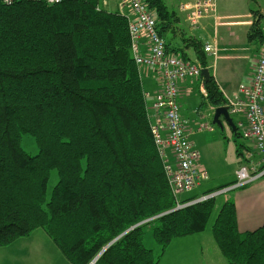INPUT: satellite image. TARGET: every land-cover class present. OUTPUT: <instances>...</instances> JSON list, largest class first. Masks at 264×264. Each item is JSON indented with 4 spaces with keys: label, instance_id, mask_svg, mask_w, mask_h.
Listing matches in <instances>:
<instances>
[{
    "label": "trees",
    "instance_id": "16d2710c",
    "mask_svg": "<svg viewBox=\"0 0 264 264\" xmlns=\"http://www.w3.org/2000/svg\"><path fill=\"white\" fill-rule=\"evenodd\" d=\"M144 1L165 38L176 11L166 0ZM99 3L0 0V246L43 228L72 264H89L116 238L96 264H159L146 232L165 250L205 231L216 196L193 201L216 189L161 215L177 202L150 130L128 20ZM262 27L260 17L248 39L262 43ZM188 42L208 67L201 41ZM205 86L211 105L224 106L213 75ZM24 134L35 137L37 154L23 149ZM212 233L229 264H264V223L240 231L234 201L221 204Z\"/></svg>",
    "mask_w": 264,
    "mask_h": 264
},
{
    "label": "built area",
    "instance_id": "2783aa9c",
    "mask_svg": "<svg viewBox=\"0 0 264 264\" xmlns=\"http://www.w3.org/2000/svg\"><path fill=\"white\" fill-rule=\"evenodd\" d=\"M42 1L48 4L61 2ZM3 2L9 4L13 0ZM119 11L128 20L131 53L141 77L142 69L147 68L157 74L160 82L159 90L154 93L145 90L144 97L152 137L162 160L169 187L178 199L181 193L192 191L208 179V172L199 167L201 154L191 137L193 129L187 127L182 119L179 103V82L185 79H201L200 92L204 99L208 100V90L202 77V69L205 66L181 53L173 54L167 51L166 40L157 28L155 13L144 0H120ZM179 11L186 14L187 22L192 28H198L203 18H218V2L184 0L179 4ZM262 30L263 41L252 80L240 83L232 93L220 90L230 115L238 117L237 121H234L237 128L249 141L243 152L244 163L237 170V181L231 188L243 186L264 175V24ZM204 49L215 59L218 58L219 50L216 46L207 43ZM207 68L211 69L210 66ZM212 112H215V107ZM211 127V124L202 122L197 126V130H208L212 129ZM222 192L224 190L212 195L217 196ZM178 206L182 205L178 203ZM96 263L97 260L93 259L89 264Z\"/></svg>",
    "mask_w": 264,
    "mask_h": 264
},
{
    "label": "crops",
    "instance_id": "0c3cea01",
    "mask_svg": "<svg viewBox=\"0 0 264 264\" xmlns=\"http://www.w3.org/2000/svg\"><path fill=\"white\" fill-rule=\"evenodd\" d=\"M251 1L253 0H217L218 18L215 16L205 17L201 20L198 27L202 31L212 26L214 27L212 42L207 43L214 47L216 46L219 50V55L215 59L212 55L206 54L209 66L211 67V75H213L220 90L226 93H232L238 88L240 83H248L252 80L260 54L261 42L258 39L249 40L248 33L254 21L260 17L264 19V7L259 3L260 8L254 10L250 7ZM176 13L177 19L173 30L170 32L171 38L167 37L169 33L165 37L166 43H170L167 51L173 54L181 53L190 60L198 61L197 56L190 57L187 48L193 47V45H189L191 44L190 42L187 43L188 39L198 40L196 28H192L187 22L185 13L179 10ZM202 48H205V44L203 43ZM233 71L235 73L238 72L239 76L234 78ZM142 72L145 89L151 93L159 90L160 82L158 81L157 74L148 71L147 68H143ZM200 84L201 79L199 78L185 79L179 82V103L182 119L187 127L193 129L191 137L201 154L199 167L205 169L208 172V179L212 176L213 182L216 184L223 182L221 181L223 178V180L230 181L233 179L229 186L231 188L237 181V170L243 165V162L238 161L234 165L225 164L223 172H212V162L222 157L220 148L224 147V142L223 136L218 137L211 124L214 115L212 108L214 106L202 96ZM222 121L224 122L223 119ZM202 122L211 124V128L214 130L210 132L198 131L197 126ZM224 191L226 192L220 195L223 196L221 202H217L216 213L223 202L232 200L236 205L240 231L254 230L264 223V175L243 186ZM204 233H206V230L195 233V235H202ZM192 235L194 234L178 238H187ZM203 237L204 241L208 243L205 250H208V252L213 251V259L218 255L219 261H226L225 263L227 264L228 261L224 260L225 258L219 250L213 233L211 236L208 234V237Z\"/></svg>",
    "mask_w": 264,
    "mask_h": 264
},
{
    "label": "rangeland",
    "instance_id": "374dc122",
    "mask_svg": "<svg viewBox=\"0 0 264 264\" xmlns=\"http://www.w3.org/2000/svg\"><path fill=\"white\" fill-rule=\"evenodd\" d=\"M166 1L171 10L178 12L179 4L184 0H166ZM259 3H261V5H263L264 7V0H253L250 3L251 4L250 7L254 10H257L260 8ZM99 7H102L110 11H117L120 9V0H100ZM263 23H264V19H263ZM195 31L198 36V40H200L201 43L206 44L207 42H212V35L214 33L213 26L205 31H202L200 28L198 29L196 28ZM167 37L169 39L171 38L170 33L168 34ZM187 48L191 58L197 56L194 47H187ZM232 74L234 78L239 76L238 72L235 73L233 71ZM233 118L235 119V121H237L238 119V117L236 116H234ZM212 121L213 120H211V124L215 129V133L218 135V137L223 136V142H224L223 143L224 147L220 148L222 157L212 162L213 165L212 172H216V171L223 172L225 164L234 165L237 164L238 161H242L244 163V158L241 155H239L238 149H241L244 152L246 148L244 146L249 145V141L245 139L242 135L237 136L235 134V131H233V129L228 125L226 121L223 122V128L218 126L217 124H214ZM214 129L203 130V131L210 132L211 130ZM238 132H240V129H238ZM21 145L23 149H25V151H27L30 155H35L39 151L35 137L30 134H24L22 136ZM223 179L221 180L223 182H218L219 184H216L215 182H213V178L211 176L209 179L202 181L201 185L196 187L192 191L181 193L178 196V199L175 197L177 206L178 203L181 205H185L181 203V200L186 197L194 196V195H202L214 189H216L215 192H219L220 190L227 189L231 185L233 179L231 181L223 180ZM57 181H58V172L57 170H53L47 187L48 198ZM225 192L226 191L216 196V202H221L223 196L220 195L224 194ZM193 202H189L186 204H190ZM216 214L217 213L215 209L209 220L206 233L202 235L194 234L187 238H175L169 243L166 249L163 250L160 244L153 237L152 232L148 230L144 236V244L146 247L154 251L155 256L160 257L159 259V263L161 261L160 264H224L226 261L225 262L219 261L218 255L216 256L215 259H213V251L208 252V250H205L206 249L205 247L206 245L208 246V243L204 241L203 236L208 237V234H210L211 236L212 226ZM0 264H72V263L62 254L60 249L49 237L46 231L43 228H38L28 236L17 238L5 246H0Z\"/></svg>",
    "mask_w": 264,
    "mask_h": 264
},
{
    "label": "water",
    "instance_id": "95a60500",
    "mask_svg": "<svg viewBox=\"0 0 264 264\" xmlns=\"http://www.w3.org/2000/svg\"><path fill=\"white\" fill-rule=\"evenodd\" d=\"M202 77L205 79V81H208L209 79H210V77H211V73H210V69L209 68H207V67H205V68H203L202 69ZM222 119L224 120V121H226L227 123H228V125L234 130V131H236L237 130V126H236V124H235V122H234V119H233V117L230 115V113H229V110H228V107L227 106H219V107H217L216 109H215V112H214V115H213V123L214 124H217L218 126H220V127H222L223 128V121H222ZM214 196V195H213ZM202 199L201 198H199V199H197L195 202H197V201H201ZM183 206H178V207H176V208H174V209H172V210H170V211H168V212H165V213H163V214H161V215H164V214H166V213H169V212H172V211H174V210H177V209H179V208H182ZM161 215H158V216H161ZM158 216H156V217H158ZM156 217H154V218H156ZM151 219H153V218H150V219H147V220H144V221H142L141 223H139L138 225H141V224H143V223H146V222H148V221H150ZM137 226V225H136ZM135 227V226H134ZM134 227H132V228H130V229H133ZM129 229V230H130ZM128 230V231H129ZM123 235V234H122ZM122 235H120V236H122ZM119 236V237H120ZM117 239V238H116ZM115 239V240H116ZM114 240V241H115ZM114 241H112L110 244H108L95 258H94V260H98L99 259V257L101 256V254L109 247V245H111Z\"/></svg>",
    "mask_w": 264,
    "mask_h": 264
},
{
    "label": "bare ground",
    "instance_id": "6f19581e",
    "mask_svg": "<svg viewBox=\"0 0 264 264\" xmlns=\"http://www.w3.org/2000/svg\"><path fill=\"white\" fill-rule=\"evenodd\" d=\"M198 62H199V61H198ZM224 106H225V105H224ZM216 108H217V107H216ZM216 108H215V109H216ZM260 176H262V175H260ZM260 176H258V177H260ZM205 197H206V198H209V197H213V195H212V193H211V194H208V195H202V196H200L199 198H201L202 200H204L203 198H205ZM199 198H198V199H199ZM182 206L184 207V206H186V205H182ZM177 207H178V206H177Z\"/></svg>",
    "mask_w": 264,
    "mask_h": 264
}]
</instances>
